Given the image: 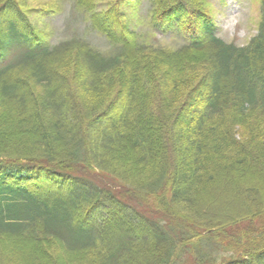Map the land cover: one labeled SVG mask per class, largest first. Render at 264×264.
<instances>
[{
    "label": "trees",
    "instance_id": "obj_1",
    "mask_svg": "<svg viewBox=\"0 0 264 264\" xmlns=\"http://www.w3.org/2000/svg\"><path fill=\"white\" fill-rule=\"evenodd\" d=\"M74 1L112 50L0 0V264H181L205 244L197 264H264V0L245 46L198 0H152L177 47L143 41L123 0Z\"/></svg>",
    "mask_w": 264,
    "mask_h": 264
},
{
    "label": "rangeland",
    "instance_id": "obj_2",
    "mask_svg": "<svg viewBox=\"0 0 264 264\" xmlns=\"http://www.w3.org/2000/svg\"><path fill=\"white\" fill-rule=\"evenodd\" d=\"M24 10L29 11L32 23L41 29H48L51 33L52 41L59 42L70 38L85 39L99 51H110L113 47L98 33L92 30L91 22H89L84 13L78 11L73 0H19ZM104 7L115 0H103ZM193 2L194 0H190ZM110 2V4H108ZM123 10L129 17V23L134 27L141 39L149 45L177 47L182 45L184 38L182 32L178 28L179 24L157 23L152 15V0H123ZM202 5V9L210 15L211 21L215 27V33L224 41L235 43L239 46L247 45L251 39L258 33L259 24L261 21V1L260 0H198ZM52 10L59 13L50 12ZM182 18H180L181 20ZM198 21V20H196ZM149 59H154L156 62L161 61L158 55L147 54ZM77 55L71 53L66 56L63 64H60L63 73H66L73 79V74L76 68ZM75 66V67H74ZM199 78V77H198ZM197 79H189L187 88L193 87ZM111 87L108 88V94H112ZM115 90V87H114ZM82 93V92H81ZM235 183H229L228 189L219 192L211 197V201L219 204L221 199L229 194L230 189H234ZM224 192V193H223ZM238 208V207H237ZM231 208H228L229 211ZM213 210H211L212 212ZM238 209L235 212H240ZM210 212V213H211ZM224 212V210H223ZM234 212V213H235ZM212 215V214H211ZM207 218L212 216L206 215ZM3 241H0V243ZM1 245V244H0ZM56 246L53 242L49 243L48 248ZM212 246L205 244L198 248L196 252L200 255L199 259L194 256L195 249L184 264H197V261L206 260L205 253H210ZM0 251H2L0 249ZM5 260L4 255L0 254ZM18 261V260H17ZM20 261H24L22 258ZM9 263V262H8ZM36 263V262H35ZM38 264V263H36Z\"/></svg>",
    "mask_w": 264,
    "mask_h": 264
}]
</instances>
